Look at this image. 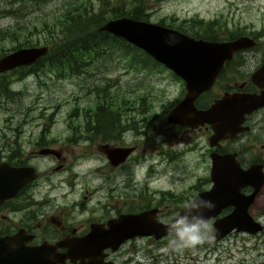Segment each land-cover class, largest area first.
<instances>
[{"label":"flooded vegetation","instance_id":"af4514ba","mask_svg":"<svg viewBox=\"0 0 264 264\" xmlns=\"http://www.w3.org/2000/svg\"><path fill=\"white\" fill-rule=\"evenodd\" d=\"M240 35L249 34L218 40ZM249 36L254 43L226 59L209 87L194 98L198 109L209 107L227 92L244 93L254 99L237 124L238 129L213 143L210 123L192 126L169 119V111L181 101L187 89L185 81L164 64L168 75L174 74L181 85L173 101L159 112L144 114L140 119L138 101L134 103L133 96L125 97L118 85L113 94V87L105 82L99 88L95 82L88 87L83 81L81 87L78 84L80 89L87 88L82 95L103 102L87 113L74 103L73 112L67 114L71 136L66 135L62 140L49 138L51 128L44 125L46 122L54 125L57 121L55 116H50L43 125L34 119L36 129L18 130L16 144L9 140L1 143L0 196L12 182V166L33 167L35 175L13 195L0 199V264H11L13 256L22 254V246L43 243L52 248L48 253L50 263L42 264H167L168 261L181 264L191 248L187 246L181 251L186 241L177 235L184 219L159 237L139 234L117 244L86 242L84 238L92 231L108 232L109 223L120 216L143 211H150L155 222L169 224L198 193L213 187V157L219 155L229 157L228 161L219 162L218 172L230 182L222 189L231 194L232 200L206 219L203 227L213 230L217 244L228 236L240 235L248 256L236 259L235 249L220 255L224 249L206 240L198 243V247L207 260L209 252L217 253L213 263L207 264H259L260 259L264 264V72L260 71L264 64V34ZM33 64L0 71L1 96L8 98L15 93L4 83L12 70L18 69L21 76L31 72L40 76L43 68ZM114 100L119 109L113 107ZM123 100L126 106H122ZM81 114L85 115L82 123L77 121ZM139 121L142 124L136 132L139 136L133 135ZM19 133L29 136L30 147L25 155L24 146L17 142ZM128 136L132 137L129 141ZM200 136L204 137V144L200 143ZM78 147L84 148L80 154L74 152ZM124 148L130 150L122 158ZM188 152L195 154L188 159ZM83 158H89L86 169L79 164ZM141 168L144 174L137 176ZM239 207L242 210L238 213L244 215L245 210L248 213V228L233 227L217 237L216 219ZM198 258L194 264H199Z\"/></svg>","mask_w":264,"mask_h":264},{"label":"rangeland","instance_id":"374dc122","mask_svg":"<svg viewBox=\"0 0 264 264\" xmlns=\"http://www.w3.org/2000/svg\"><path fill=\"white\" fill-rule=\"evenodd\" d=\"M10 1L12 0H0V55L20 46L42 44L51 46L52 35L58 43L64 35L55 24L59 22L66 24L64 22H68L67 18L71 16L80 17L83 23L89 24L98 20V14L103 15L102 22H104L121 10L137 9L143 15L141 19L175 27L184 25L183 31L196 37L218 34L219 38L216 39H225L243 33L264 34V0H18L16 5L9 8L6 4ZM11 9L14 10L13 13L6 12ZM198 19L204 21L201 27L199 24H193L194 20ZM88 30L90 28H86V31ZM103 32L98 29L95 36H88L91 47L87 51H80L78 54L80 58L74 54L70 59L71 63L64 65L65 67L59 65L52 66L50 69V64L43 61L41 67L44 71L40 73V76L35 72L21 76L18 69L12 70L5 76L4 83L15 93L8 98L0 94V144L7 140L16 144L14 140L22 128L36 129L33 127L34 119L43 125L46 118L50 116H55L57 121L54 125L49 126L47 122L44 125L46 129L51 128L49 138L62 140L66 135L71 136L73 131L67 114L73 112L74 105H81V112L87 113L93 112L95 105L103 102L94 101L92 97L82 95L87 88L80 89L78 84L81 87L83 81L88 87L91 82H95L99 88L104 87L105 82L113 87V94L118 85L123 89L125 97L133 96L131 100L134 103L138 101L140 119L144 114L151 115L153 112H159L173 101L181 85L174 74L168 75L163 64L143 49H137V46L130 42L108 32L102 34ZM99 39L100 45H98ZM123 40L130 46L124 48ZM79 74H82V77ZM73 94H77V97H73ZM116 103L114 100L113 107L119 109ZM126 104L123 100L122 106ZM150 105H152L151 108ZM84 118L85 115L81 114L77 121L82 123ZM23 119H26L28 123H25ZM141 127L142 124L139 121L132 134L139 136L136 132ZM28 138L29 136L24 134L22 136L19 133V139H17V142L24 146V155L30 147ZM131 138L128 136L127 141ZM199 141L204 144V137L200 136ZM83 149L78 147L74 152L80 154ZM193 154L195 152H188L187 158L189 159ZM88 159H80L79 164L85 169L89 165ZM143 174L144 169L141 168L137 176ZM200 235L202 242L206 240L210 245H218L224 249L220 255L235 249L236 259L248 256L245 242L240 235L228 236L221 240L220 244L214 241L213 230L207 227L201 228ZM187 246L191 247L189 256L182 259L181 264H194L197 257H199L197 260L199 264L202 263L201 260L204 264L213 263L214 256L217 254L215 250L209 252L210 259L207 260L203 258L204 254L198 247V243L195 245L186 243L181 251ZM261 262L262 259L259 260V264H262ZM166 263L175 264L173 261Z\"/></svg>","mask_w":264,"mask_h":264},{"label":"water","instance_id":"95a60500","mask_svg":"<svg viewBox=\"0 0 264 264\" xmlns=\"http://www.w3.org/2000/svg\"><path fill=\"white\" fill-rule=\"evenodd\" d=\"M99 29L111 32L133 45L142 48L154 59L170 67L184 81L186 94L179 103L169 111V119L174 122H186L198 125L208 122L213 132L211 143L234 133L242 115L251 107L253 97L244 93H224L209 107L198 109L194 105L196 95L209 87L226 59L242 48L251 46L254 39L248 35H240L229 40L194 37L177 28L158 22L121 15L107 19ZM48 50V45L21 46L0 56V71H5L19 65H27L38 60ZM260 71L264 72V64ZM130 148H124L122 156L128 154ZM121 158V159H122ZM118 160V159H117ZM228 155L213 157L211 176L213 187L198 193L194 199L185 204L178 215L169 223H157L151 217L150 211L120 216L109 223L108 232H90L84 238L90 241H109L117 244L127 237L139 234H154L159 237L171 231L180 220L187 219L190 223L205 221L216 215L220 209L231 203V194L223 191L222 187L229 185L228 179L218 172L219 162L228 161ZM12 182L6 185L1 198L13 195L27 180L34 177V168L29 166H12ZM217 172V173H216ZM241 174V173H240ZM235 197V196H234ZM217 218L216 236L227 233L233 227L238 230L246 229L248 213H238L242 209ZM30 236H28V239ZM16 235L12 236V241ZM84 241V242H85ZM52 247L46 243L38 246H22V254L13 256L11 264H42L50 263L48 253ZM9 264V263H8Z\"/></svg>","mask_w":264,"mask_h":264},{"label":"trees","instance_id":"16d2710c","mask_svg":"<svg viewBox=\"0 0 264 264\" xmlns=\"http://www.w3.org/2000/svg\"><path fill=\"white\" fill-rule=\"evenodd\" d=\"M41 1H46V0H41ZM17 2H18V0H12L6 5L8 7L9 6L13 7L14 5H16ZM6 12L13 13L14 10L11 9L10 11L7 10ZM117 15H130V16H133L136 18H142L143 17V15L140 13V10H137V9L121 10L117 14H115V16H117ZM97 16H98V20H96L94 22H90L89 24L83 23V21L81 20L82 18H80V17L77 18L75 16H71L70 18H67L68 22L67 21L64 22L66 24H63L61 22L56 23L55 25H57V27L62 32L64 37L62 38L61 41H59L57 43L58 40H56V38L52 35V37H53L52 42L53 43L51 44V46H49V50L47 51V53L43 57H41L39 60H37L33 64V66L34 65H40V67H41V66H43L42 63L44 61V62H47L50 64V66H51L50 69H52V66L57 67L59 65H61L62 67H65V66H67V64L71 63L70 59L74 54H76L77 58H80V55H78V54H80L79 52L80 51H87V49H89L91 47L90 46L91 42L88 39V36H92V35L95 36V32H97V30H98L97 26L104 19L103 15H101V14H98ZM202 23L203 22H201V20H194L193 24H199V27H201L200 25ZM87 24H88V26H87ZM92 26H94V27L92 28ZM85 27L90 28V30L86 31ZM178 27L181 28V26H179V25H178ZM102 34H106V32L104 31ZM201 36H204V35H201ZM204 37L219 38L218 34L213 35V36H204ZM100 43H101V40L99 39L98 45H100ZM123 44H124V46H123L124 48H126L125 46H130L124 40H123ZM137 49H140V48L137 47ZM77 64H79V63L77 62Z\"/></svg>","mask_w":264,"mask_h":264},{"label":"clouds","instance_id":"9594fccd","mask_svg":"<svg viewBox=\"0 0 264 264\" xmlns=\"http://www.w3.org/2000/svg\"><path fill=\"white\" fill-rule=\"evenodd\" d=\"M203 221H197L196 223H190L185 218L182 222L181 231L177 233L180 239L185 240L188 245H195L202 242L200 235L201 228L203 227Z\"/></svg>","mask_w":264,"mask_h":264}]
</instances>
